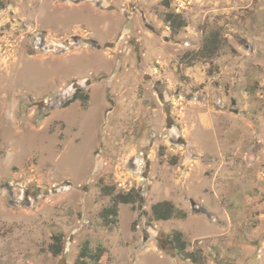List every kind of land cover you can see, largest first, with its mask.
Instances as JSON below:
<instances>
[{
    "label": "rangeland",
    "instance_id": "rangeland-1",
    "mask_svg": "<svg viewBox=\"0 0 264 264\" xmlns=\"http://www.w3.org/2000/svg\"><path fill=\"white\" fill-rule=\"evenodd\" d=\"M103 185L145 201L106 225ZM176 230L201 264H264V0H0V264H193Z\"/></svg>",
    "mask_w": 264,
    "mask_h": 264
},
{
    "label": "trees",
    "instance_id": "trees-1",
    "mask_svg": "<svg viewBox=\"0 0 264 264\" xmlns=\"http://www.w3.org/2000/svg\"><path fill=\"white\" fill-rule=\"evenodd\" d=\"M166 23L169 25L173 34L179 33V31L186 26V22L179 18L175 13H168L165 18ZM221 36L218 33H212L208 36L202 49L199 53L202 58H212L214 57L221 48ZM76 100L85 101L88 100L87 95H83L82 92L76 91L70 102ZM105 184V183H104ZM102 191L105 195L112 197V205L103 210L102 218L106 225H112L114 221H111L110 218L117 216L119 211V205L129 204V205H143L145 199L136 189H131L128 192H115V188L111 185H103ZM152 215L157 220L168 221L176 217H185L186 214L180 212L175 204L171 201H162L158 202L151 207ZM170 245L177 255L181 256L184 260L189 261L193 264H201L200 258L197 257L195 252L187 251L188 243L186 242L184 235L181 231H174L172 234L168 235ZM49 250L53 256H60L64 252L63 240L59 235L52 236V243L49 246ZM79 261L84 262V264H89L90 262H102L103 253L102 249L98 248L97 250L89 249V245L82 247L79 254Z\"/></svg>",
    "mask_w": 264,
    "mask_h": 264
},
{
    "label": "flooded vegetation",
    "instance_id": "flooded-vegetation-1",
    "mask_svg": "<svg viewBox=\"0 0 264 264\" xmlns=\"http://www.w3.org/2000/svg\"><path fill=\"white\" fill-rule=\"evenodd\" d=\"M79 90H80V91L82 90L81 86H76V88H75V92H76V91H79Z\"/></svg>",
    "mask_w": 264,
    "mask_h": 264
},
{
    "label": "crops",
    "instance_id": "crops-1",
    "mask_svg": "<svg viewBox=\"0 0 264 264\" xmlns=\"http://www.w3.org/2000/svg\"><path fill=\"white\" fill-rule=\"evenodd\" d=\"M176 206V205H175ZM178 209V208H177Z\"/></svg>",
    "mask_w": 264,
    "mask_h": 264
}]
</instances>
